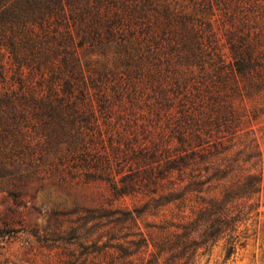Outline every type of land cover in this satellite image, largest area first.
<instances>
[{"label": "trees", "instance_id": "obj_1", "mask_svg": "<svg viewBox=\"0 0 264 264\" xmlns=\"http://www.w3.org/2000/svg\"><path fill=\"white\" fill-rule=\"evenodd\" d=\"M0 172L104 185L79 264H225L264 181V0H0Z\"/></svg>", "mask_w": 264, "mask_h": 264}, {"label": "rangeland", "instance_id": "obj_2", "mask_svg": "<svg viewBox=\"0 0 264 264\" xmlns=\"http://www.w3.org/2000/svg\"><path fill=\"white\" fill-rule=\"evenodd\" d=\"M11 178L0 172V264H79L78 257L92 251L85 241L95 238L97 227L112 220L82 214V209L106 202L104 185L71 182L38 188L37 182L28 181L26 195L16 200L18 191L10 188ZM256 202V210L240 227L244 245L225 264H264V181ZM121 203L115 202L114 208ZM122 204L130 207L128 199ZM219 254L218 246L208 264L217 261ZM91 257L81 256L79 261L89 264Z\"/></svg>", "mask_w": 264, "mask_h": 264}]
</instances>
